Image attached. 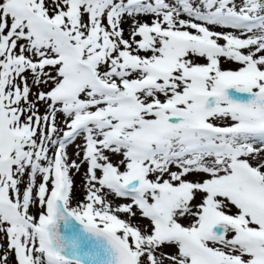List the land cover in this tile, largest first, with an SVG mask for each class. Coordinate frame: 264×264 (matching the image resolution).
I'll return each mask as SVG.
<instances>
[{"label": "snow or ice", "instance_id": "6c2138e0", "mask_svg": "<svg viewBox=\"0 0 264 264\" xmlns=\"http://www.w3.org/2000/svg\"><path fill=\"white\" fill-rule=\"evenodd\" d=\"M0 264H264V0H0Z\"/></svg>", "mask_w": 264, "mask_h": 264}, {"label": "rangeland", "instance_id": "374dc122", "mask_svg": "<svg viewBox=\"0 0 264 264\" xmlns=\"http://www.w3.org/2000/svg\"><path fill=\"white\" fill-rule=\"evenodd\" d=\"M77 198H79V186L77 185Z\"/></svg>", "mask_w": 264, "mask_h": 264}, {"label": "bare ground", "instance_id": "6f19581e", "mask_svg": "<svg viewBox=\"0 0 264 264\" xmlns=\"http://www.w3.org/2000/svg\"><path fill=\"white\" fill-rule=\"evenodd\" d=\"M69 151L71 152V149ZM79 183H80L79 178H77V185L78 186H79Z\"/></svg>", "mask_w": 264, "mask_h": 264}]
</instances>
